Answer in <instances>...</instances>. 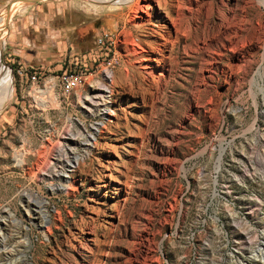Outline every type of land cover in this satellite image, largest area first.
<instances>
[{
  "label": "rangeland",
  "instance_id": "374dc122",
  "mask_svg": "<svg viewBox=\"0 0 264 264\" xmlns=\"http://www.w3.org/2000/svg\"><path fill=\"white\" fill-rule=\"evenodd\" d=\"M14 1L0 0V17ZM35 1L66 2L65 21L81 20L78 52L36 73L11 62L6 45ZM35 1L8 18L0 47V79H11L0 101V263L264 264L253 259L264 248V0H150L149 22L133 10L145 0ZM178 15L181 36L151 82L142 53ZM70 58L86 78L66 96L58 76ZM112 78L105 138L69 167L85 148L74 154L68 141L101 126L83 103ZM61 170L76 179L68 194L49 188Z\"/></svg>",
  "mask_w": 264,
  "mask_h": 264
},
{
  "label": "bare ground",
  "instance_id": "6f19581e",
  "mask_svg": "<svg viewBox=\"0 0 264 264\" xmlns=\"http://www.w3.org/2000/svg\"><path fill=\"white\" fill-rule=\"evenodd\" d=\"M27 0H23L21 3L15 5L17 3V0H15L8 8L7 10H9L6 14V16L2 15L0 17V47H1V44L3 43V35L5 34L6 32V29H5V24L8 20V18L10 16H12V14L19 10L22 6L23 3H26ZM109 1V0H108ZM125 2H129L130 0H124ZM145 3L146 4H143L142 2L140 3H137L136 2V6L135 8L133 9L134 10V15H135V19L138 18L139 21H142V22H149L151 20V17H152V11L154 9L153 7V4L150 0H145ZM135 4V3H134ZM223 6H224V2L222 3ZM262 4L264 5V1L262 2ZM15 5V6H14ZM24 6V5H23ZM226 6V5H225ZM233 10V9H232ZM237 16V15H236ZM171 19V23H172V27L169 26V24H167V21H162L164 24H162L161 26H158L159 27V30L156 31L157 34L160 36V38H162V42L161 41H156V42H152L151 43V50L150 52L147 51V53H142L143 55L140 56L142 57V59L145 61V63H142L141 67L143 69V72L148 75L147 76V79H149L151 82L155 81L156 79L154 78V75L155 73L158 72V69L160 67V64H162L166 59H167V55H166V51L167 50H171L173 48V46H175L174 44L177 42V40H179L178 38L181 36V23H180V15H178L177 18H170ZM231 25V24H230ZM229 25V26H230ZM210 28V26H209ZM222 25L219 24L217 27H215V29L217 30V32H220L222 29ZM214 29V28H213ZM226 30V29H225ZM209 32V31H208ZM229 32L225 31L223 33V35H227ZM263 33V32H262ZM215 35V34H214ZM222 35V36H223ZM228 36V35H227ZM226 36V37H227ZM237 36V35H236ZM220 37V35H219ZM225 37V38H226ZM223 39V38H222ZM226 40V39H225ZM251 40V39H250ZM262 40V39H261ZM258 41V40H257ZM217 42V41H216ZM218 42H220L218 40ZM223 42V41H222ZM206 43V42H205ZM232 44V43H231ZM169 45V47H168ZM208 45V44H207ZM224 45V44H223ZM244 45V44H243ZM214 46V45H213ZM230 46V45H229ZM234 46V45H233ZM133 47L135 48H140V50H143L140 46H134ZM167 47L169 49H167ZM235 47V46H234ZM133 49L134 51L133 52H139L137 51V49ZM236 48V47H235ZM234 48V49H235ZM246 48V47H245ZM206 49V48H205ZM173 50V49H172ZM144 51V50H143ZM168 51V52H169ZM171 52V51H170ZM234 52V50H233ZM140 53V52H139ZM152 53V54H151ZM1 66H3L2 64H0ZM138 68V67H137ZM4 69V68H3ZM2 72V71H1ZM164 75V70H163V73L161 76ZM1 82H0V101H1V104L7 100V97L9 96V92L11 91V89L8 90V93L7 91L4 92L6 90V86L4 84H7V82H10V74L7 73L6 75L4 74L2 79H0ZM113 78L111 79L110 81V84H106L104 83H98V91L96 94H93L92 96H89L87 98V102L85 101L83 104L85 106V108L87 109L88 113L90 115H93L94 116H98L100 119H99V122L98 124H100L101 126H94L93 127V130H90L88 131V133H85V134H81V135H78V139H70L68 141V143H70V150H72L73 152H75L74 154H78L76 153V149H75V146L77 145H83L84 148H85V152H84V156L82 155V157L80 158H77V156L75 155L74 157H76V161H67V164L69 167H76V165H78L79 163L80 164H85L86 162V157L89 156V152L91 150L92 147L96 146L97 145V142H98V138H102L104 139L105 138V135H104V129L107 130L108 128V124H110L111 121V116L114 115V111L110 108L109 106V102H108V98L111 96V94L113 93V88H112V84H113ZM132 82V81H131ZM129 83V85H132V83ZM155 83V82H154ZM5 86V87H4ZM135 88V87H134ZM143 89V88H142ZM152 90V89H151ZM136 92L137 93H141L142 96H145V93L144 92H140V89H137L136 88ZM150 94H151V91H150ZM111 100V99H110ZM107 138V137H106ZM72 145V146H71ZM97 147V146H96ZM97 149V148H96ZM94 150V148H93ZM40 154V153H39ZM41 157V156H40ZM39 162V161H37ZM46 162V160H45ZM47 163V162H46ZM89 165V164H88ZM45 167V165H44ZM83 167V166H82ZM110 166H108L107 170L110 172V180L112 181L113 180V176H112V171L111 169L109 168ZM37 168V167H36ZM84 169V168H83ZM74 171V170H73ZM91 172V171H90ZM93 172V171H92ZM94 173L97 174L98 176V179L100 180V177L103 175V172L100 171V170H96ZM93 174V173H92ZM52 175V174H51ZM74 175V174H73ZM89 175H91L89 173ZM51 177H54L57 182L56 183H50L49 185V188L52 191H54V189H60V190H63L65 191V194L67 192H71L72 190L75 189L73 185L74 181L76 182V179L73 178V176L71 174H68L65 170H61L59 172H56L54 175H52ZM89 178L88 177H85V181L88 180ZM98 188L100 189L101 188V185L98 186ZM71 190V191H70ZM68 194V193H67ZM37 197H38V200L41 201V209H40V214H38V218H39V223L41 225H44L46 227V230L48 231V225L47 223L50 221L51 219V216H50V213H49V210H48V207H47V201H45L41 195L37 194ZM116 214L119 213V210H116L115 211ZM42 216V218L40 219V217ZM57 216V215H56ZM112 217V216H111ZM14 218V217H13ZM92 221H93V218H90ZM85 222V221H84ZM49 224V223H48ZM22 226V225H21ZM100 225H96L94 228V233L97 231L98 227ZM23 228H26L25 226H23ZM50 232V231H49ZM2 231H0V236H2ZM93 233V234H94ZM7 236V235H5ZM2 238V237H1ZM5 237H3L4 239ZM7 239V238H6ZM1 240V239H0ZM4 241V240H3ZM1 243V242H0ZM82 243V242H80ZM83 245V244H82ZM85 245V243H84ZM9 246V245H8ZM11 246V245H10ZM83 249L85 250H88L87 248H85V246H82ZM4 248V246H3ZM10 248V247H9ZM8 247L5 246V248L3 249L4 251L8 252V255L7 256H11L17 252L16 251V248H11L9 249ZM260 252V256H254L253 259L254 261L257 260V259H261V260H264V248H260L259 250ZM12 259V258H11ZM29 263V262H28ZM1 264V263H0ZM31 264V263H30Z\"/></svg>",
  "mask_w": 264,
  "mask_h": 264
},
{
  "label": "crops",
  "instance_id": "0c3cea01",
  "mask_svg": "<svg viewBox=\"0 0 264 264\" xmlns=\"http://www.w3.org/2000/svg\"><path fill=\"white\" fill-rule=\"evenodd\" d=\"M33 3L29 9L15 18L16 21L7 35L6 45L11 62H16L36 73V68L45 70L58 68L64 64L63 59L69 52H78L77 34L81 29V20L74 18L65 21L72 8V5L66 2ZM1 6L0 3V9ZM73 8H76L77 16L80 13L79 9L75 6ZM84 11L86 14V9ZM52 18L57 20L54 24H51ZM68 63L70 66L66 64L65 70H71L77 65L78 60L70 58Z\"/></svg>",
  "mask_w": 264,
  "mask_h": 264
},
{
  "label": "built area",
  "instance_id": "2783aa9c",
  "mask_svg": "<svg viewBox=\"0 0 264 264\" xmlns=\"http://www.w3.org/2000/svg\"><path fill=\"white\" fill-rule=\"evenodd\" d=\"M107 37V34L104 35ZM103 36H100L98 41L102 43ZM18 73H22V68L17 69ZM31 78L35 79V75H31ZM86 78V73L84 71L77 70H65L58 76V82L60 85V89L62 93L68 96L71 92L79 88L84 82Z\"/></svg>",
  "mask_w": 264,
  "mask_h": 264
},
{
  "label": "water",
  "instance_id": "95a60500",
  "mask_svg": "<svg viewBox=\"0 0 264 264\" xmlns=\"http://www.w3.org/2000/svg\"><path fill=\"white\" fill-rule=\"evenodd\" d=\"M33 1H35V0H27L26 3H30V2H33ZM7 6L5 8H8L9 7V6L8 7Z\"/></svg>",
  "mask_w": 264,
  "mask_h": 264
}]
</instances>
